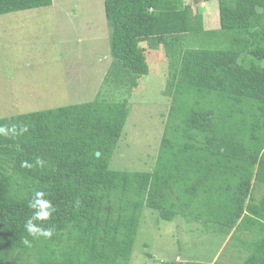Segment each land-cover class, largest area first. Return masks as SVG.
<instances>
[{"label":"trees","instance_id":"obj_1","mask_svg":"<svg viewBox=\"0 0 264 264\" xmlns=\"http://www.w3.org/2000/svg\"><path fill=\"white\" fill-rule=\"evenodd\" d=\"M52 5L0 0V15ZM219 5L220 28L206 31L185 0H105L128 86L150 73L148 47L170 58V122L151 170L112 167L131 98L0 118L27 128L0 135V264H130L146 208L205 222L239 257L167 264H264V0ZM38 191L55 211L34 223L51 238L25 229Z\"/></svg>","mask_w":264,"mask_h":264},{"label":"rangeland","instance_id":"obj_2","mask_svg":"<svg viewBox=\"0 0 264 264\" xmlns=\"http://www.w3.org/2000/svg\"><path fill=\"white\" fill-rule=\"evenodd\" d=\"M185 1L201 8L206 31L220 28L219 0ZM14 15H0V118L96 99L131 98L112 167L151 170L170 122L171 68L164 49L143 44L149 49L150 73L132 88L131 73L111 56L105 0H53L52 6ZM229 241L205 222L182 216L170 222L146 208L130 264L211 263L221 255L239 261Z\"/></svg>","mask_w":264,"mask_h":264},{"label":"clouds","instance_id":"obj_3","mask_svg":"<svg viewBox=\"0 0 264 264\" xmlns=\"http://www.w3.org/2000/svg\"><path fill=\"white\" fill-rule=\"evenodd\" d=\"M26 131V127H21L20 131L17 132L16 125H12L11 127L0 126V135L4 136L18 135ZM36 164L38 166H43L44 161L37 158ZM23 166L30 167L31 165L24 164ZM44 195L45 194L43 192L38 191L35 193L34 198L29 202V207L32 209H36L37 211H35L34 215L27 220V222L25 223V229L27 233L33 237L43 236L45 238H51V236L53 235L52 229H45L34 223V221L36 220L43 221L49 219L52 212L55 211L54 207L51 205V202L43 198ZM24 243L29 244L30 242L25 239Z\"/></svg>","mask_w":264,"mask_h":264},{"label":"crops","instance_id":"obj_4","mask_svg":"<svg viewBox=\"0 0 264 264\" xmlns=\"http://www.w3.org/2000/svg\"><path fill=\"white\" fill-rule=\"evenodd\" d=\"M21 12H22V11H21ZM17 13H19V12H15V13L8 14V16L11 17V16L14 15V14L16 15ZM15 15H14V16H15Z\"/></svg>","mask_w":264,"mask_h":264},{"label":"water","instance_id":"obj_5","mask_svg":"<svg viewBox=\"0 0 264 264\" xmlns=\"http://www.w3.org/2000/svg\"><path fill=\"white\" fill-rule=\"evenodd\" d=\"M97 156H100V152L97 153Z\"/></svg>","mask_w":264,"mask_h":264}]
</instances>
